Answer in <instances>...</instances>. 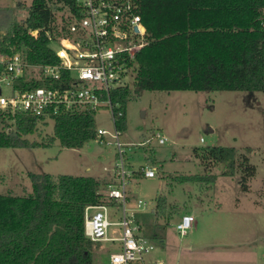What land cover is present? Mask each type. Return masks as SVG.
<instances>
[{"label":"rangeland","instance_id":"374dc122","mask_svg":"<svg viewBox=\"0 0 264 264\" xmlns=\"http://www.w3.org/2000/svg\"><path fill=\"white\" fill-rule=\"evenodd\" d=\"M31 2L0 0V7H12L23 20ZM19 4L24 7L19 9ZM53 9L61 23L67 9L61 5ZM129 81L134 93L126 104L125 127L119 129L125 163L132 171L150 166L156 176L135 172L127 185L126 206L128 212H136L143 233L155 245L149 258L167 264H264V91L142 90L134 79ZM3 91L10 92L6 86ZM9 123L0 121V128ZM95 125L97 130L115 132L109 107L96 111ZM158 132L167 138L166 143H159ZM53 136L54 121L47 119L26 137L49 142ZM114 141L106 134L103 142L94 138L80 148H62L57 138L48 146L0 147V194L31 193L30 173L113 181L120 159ZM220 145L240 151L253 149L250 160L257 173L249 191L242 189L239 171L225 174L227 164L223 161L207 169L195 152ZM187 174L216 175V180L179 179ZM161 195L167 197L166 210L157 214ZM138 200L146 204L139 207ZM112 205L120 207L110 209V220H121L122 202ZM186 213L193 214L195 221L188 233L181 235L177 224ZM118 249V242L93 243L94 264H110L109 254Z\"/></svg>","mask_w":264,"mask_h":264},{"label":"trees","instance_id":"16d2710c","mask_svg":"<svg viewBox=\"0 0 264 264\" xmlns=\"http://www.w3.org/2000/svg\"><path fill=\"white\" fill-rule=\"evenodd\" d=\"M147 29L148 43L136 54L135 84L142 90L264 91V0H135ZM77 12V0H32L27 17L12 7H0V55L22 53L31 63H54L46 31L59 33L54 7ZM24 7L22 4L18 8ZM39 29L37 37L30 31ZM68 76V73H64ZM50 81L21 79L17 86L33 88ZM138 92V91H137ZM131 86L115 89L112 100L116 126L125 127ZM119 112H122L119 115ZM96 111L53 117L49 142L30 141L45 118L18 113L12 128H0V147L48 146L57 138L62 148H80L97 135ZM0 121L6 123L0 110ZM210 169L226 162L225 174L241 173V186L251 189L257 167L253 149L212 146L195 150ZM28 195L0 194V264H94L93 243L85 235V209L106 200L94 176L30 173ZM185 181L216 180V175L187 174ZM159 196L157 214L166 210Z\"/></svg>","mask_w":264,"mask_h":264},{"label":"built area","instance_id":"2783aa9c","mask_svg":"<svg viewBox=\"0 0 264 264\" xmlns=\"http://www.w3.org/2000/svg\"><path fill=\"white\" fill-rule=\"evenodd\" d=\"M77 2L79 14L66 8L67 14H63L61 23L57 22L59 33L46 31L49 46L58 57L57 62L31 63L20 52L11 56L0 55V110L3 118L10 122L8 129H11L18 113L47 120L61 114L92 112L102 106L109 107L115 132L98 129L95 139L103 142L104 136L110 134L120 159L116 162L115 179L107 182L103 191L106 200L88 205L85 209V235L92 243H119V249L109 254L110 264H167L162 259L149 258L155 245L143 233L136 212L127 211V185L132 176L139 171L146 177H155L156 171L146 165L137 171L126 166L125 148L114 113L119 103L112 100L115 89L131 86L130 77L135 80L136 54L148 43L146 26L135 0ZM30 33L37 37L40 30L34 29ZM21 79L50 82L24 89L17 86ZM3 86L9 88V94L4 93ZM156 137L160 144L167 141L160 132ZM118 201L123 204V215L121 220L112 221L110 209L120 207L112 205ZM145 204L143 200H138L139 207ZM194 221L193 214L183 215L177 224L181 235L188 233Z\"/></svg>","mask_w":264,"mask_h":264}]
</instances>
